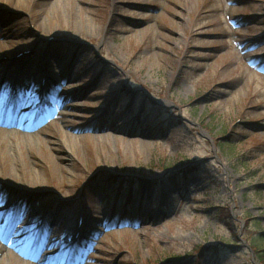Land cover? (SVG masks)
<instances>
[{
    "label": "rangeland",
    "instance_id": "374dc122",
    "mask_svg": "<svg viewBox=\"0 0 264 264\" xmlns=\"http://www.w3.org/2000/svg\"><path fill=\"white\" fill-rule=\"evenodd\" d=\"M18 98L0 264H263L264 0H0Z\"/></svg>",
    "mask_w": 264,
    "mask_h": 264
},
{
    "label": "bare ground",
    "instance_id": "6f19581e",
    "mask_svg": "<svg viewBox=\"0 0 264 264\" xmlns=\"http://www.w3.org/2000/svg\"><path fill=\"white\" fill-rule=\"evenodd\" d=\"M7 1V0H6ZM23 0H14V3H15V6H19L20 5V3L22 2ZM14 97H12L11 98V102H15V99H13ZM15 98H17L16 96H15ZM21 104H22V102L20 101V98H18V104L17 105H14L13 104V106H9L8 108H9V110L11 111V112H13L14 113V117H13V119H11V120H9V122H6V123H11V124H15V125H13V126H21L22 128H25V127H27V125H26V123L24 122V120H21L22 118H20V116H19V113H17V106H21ZM22 106H23V104H22ZM7 135H8V138H9V136L11 137H13V136H16V134L15 133H13V132H8V134H6V136H5V134H3V130L1 131L0 130V157H4V158H6V155L8 154V152H9V149L11 148V146H12V143H8V144H3L4 142H6V140H7ZM69 136L68 135H66V138H68ZM21 138H23V139H25V140H27V139H31V137H29V136H27V135H22V137ZM14 147V146H13ZM5 161V160H4ZM0 173H9V170H8V168H2V170L0 171ZM34 173V172H33ZM3 250V248H2V245L0 244V252ZM10 257H9V255H8V259H9ZM3 262V260H0V263H2Z\"/></svg>",
    "mask_w": 264,
    "mask_h": 264
},
{
    "label": "trees",
    "instance_id": "16d2710c",
    "mask_svg": "<svg viewBox=\"0 0 264 264\" xmlns=\"http://www.w3.org/2000/svg\"><path fill=\"white\" fill-rule=\"evenodd\" d=\"M250 247L258 254L259 260L264 264V248L259 247L257 244H250Z\"/></svg>",
    "mask_w": 264,
    "mask_h": 264
}]
</instances>
